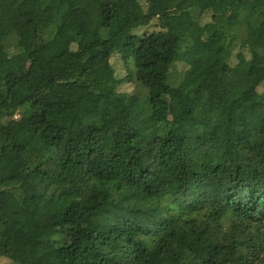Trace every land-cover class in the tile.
Returning <instances> with one entry per match:
<instances>
[{
  "label": "trees",
  "instance_id": "1",
  "mask_svg": "<svg viewBox=\"0 0 264 264\" xmlns=\"http://www.w3.org/2000/svg\"><path fill=\"white\" fill-rule=\"evenodd\" d=\"M0 264H264V0H0Z\"/></svg>",
  "mask_w": 264,
  "mask_h": 264
}]
</instances>
